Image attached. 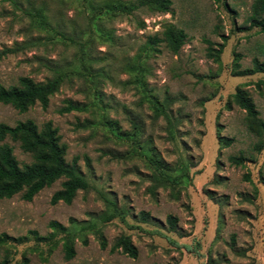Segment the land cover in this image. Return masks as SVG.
<instances>
[{
  "label": "rangeland",
  "instance_id": "1",
  "mask_svg": "<svg viewBox=\"0 0 264 264\" xmlns=\"http://www.w3.org/2000/svg\"><path fill=\"white\" fill-rule=\"evenodd\" d=\"M32 1L46 4L78 43L60 36L41 43L46 33L30 24L28 4L0 0V51L17 47L0 55V85L17 84L21 76L43 82L54 75L52 67L66 73L46 108L36 103L19 112L0 103V123L32 119L41 128L51 121L66 144V161L76 162L89 185L70 204L50 203L63 178L30 201L20 193L0 199V234L25 237L0 244V264H264V133L258 122L264 121V71L247 72L255 60L264 65V30L249 26L258 0H171L166 12L142 7L112 18L90 0ZM169 25L186 34L180 49L159 42L158 52L149 50L148 37H162ZM238 88L255 104L256 119L234 101ZM165 97L173 137L153 108ZM67 100L86 109L59 112ZM218 134L230 144L220 146ZM4 142L20 164L31 161L18 142ZM151 158L163 160L176 180L153 189L158 168ZM112 203L121 213L101 222ZM168 215L177 219L174 230ZM51 222L69 230L95 227L72 231L74 255L67 259L63 234L51 235ZM122 234L136 246V258L110 251Z\"/></svg>",
  "mask_w": 264,
  "mask_h": 264
},
{
  "label": "trees",
  "instance_id": "2",
  "mask_svg": "<svg viewBox=\"0 0 264 264\" xmlns=\"http://www.w3.org/2000/svg\"><path fill=\"white\" fill-rule=\"evenodd\" d=\"M16 7L26 2L28 7L24 9L25 15L30 19V24L36 28L43 30L46 34L44 37H39L37 40H41V43H50L55 41L56 36H60L63 40H69L71 43L77 44L78 38L66 33L64 29V21L61 19H55L46 4H40L36 6L32 0H10ZM219 1V0H216ZM90 5L98 6V12L103 13L104 16L112 18L113 16H131L135 11L142 7H147L151 10L166 12L169 10L171 0H90ZM97 8V7H96ZM257 9L249 18V26H257L261 30H264V0H258ZM262 14V15H260ZM100 18V20L98 19ZM100 31H106L103 25V17H98ZM144 22H141V26ZM70 31L76 33L74 27L70 28ZM110 36L111 31L107 30ZM163 36L157 35L149 36L147 40L148 49L158 52L159 49L156 45L159 42H165L166 46L172 51L177 52L184 44L186 34L182 29L174 26H167L163 32ZM32 44V41L30 42ZM28 44L25 43L23 45ZM219 51L222 50V45H219ZM15 48H5L0 51L1 54L13 52ZM208 55L214 58H218V54H215L214 50L209 48ZM129 68V63H127ZM54 68V75L47 78L43 82H36L28 76H21L18 78L17 84L5 87L0 85V103L11 105L19 112H25L30 107L39 103L43 108H46L49 103V98L58 91L64 78L65 72H62L60 67ZM264 71V65L257 60L254 61V67L247 70V72ZM234 101L243 108L247 115L252 119H256L258 114L255 104L252 99L247 96L246 92L239 89L233 95ZM168 97L160 103L155 101L153 104L154 112L156 114L163 115L168 121V132L171 137L174 136L173 124L171 121V115L169 110L166 109ZM229 106V103H227ZM86 109L85 104H79L70 100L66 101V105L59 109V112L70 111H83ZM261 125L262 132L264 133V121L258 120ZM11 138L13 141L18 142L20 149L30 155L31 161L29 163L20 164L16 156L13 154V146L4 142L5 138ZM60 135L58 128L52 124L51 121L45 122L41 128L32 119H26L16 122L11 126L5 123H0V199L11 198L12 196L20 193L21 198L30 201L32 198L44 187L50 186L56 180L63 178L61 187L54 191L50 197V203L56 204L63 202L70 204L75 198L79 190H86L88 188V181L85 175L81 172L80 168L75 161L68 163L65 159L66 144L60 141ZM217 140L220 146H227L230 144V139L217 135ZM151 161L155 162L158 172L153 175L154 189L157 185H168L176 179L164 170L167 169L165 162L160 158H151ZM230 161L233 163H242L243 158L237 156H231ZM151 191L153 192V189ZM112 210L110 213H106L100 218L101 222H107L119 215L121 211H118L112 203ZM148 217V213L141 212V220L145 221ZM176 217L168 215L167 221L171 230L175 229ZM50 226L54 228L55 233L63 234V248L65 251V257L70 259L74 255V230L82 232L83 230L92 229L95 227V223H88L81 225L79 229L69 230L66 227L51 222ZM35 234V233H34ZM99 246L102 249L107 247V240L103 234L98 233ZM32 238L35 240L37 236ZM25 237H10L6 233L0 234V244L12 242L23 243ZM44 239V238H43ZM84 244L87 243L85 236L81 237ZM110 251H120L123 254L131 258L137 257V248L132 243L129 235H120L114 243L110 246Z\"/></svg>",
  "mask_w": 264,
  "mask_h": 264
}]
</instances>
